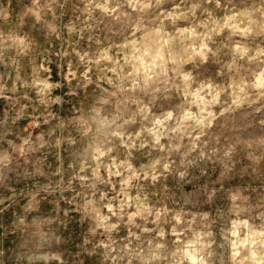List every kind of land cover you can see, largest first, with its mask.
<instances>
[{"label":"rangeland","instance_id":"1","mask_svg":"<svg viewBox=\"0 0 264 264\" xmlns=\"http://www.w3.org/2000/svg\"><path fill=\"white\" fill-rule=\"evenodd\" d=\"M0 264H264V0H0Z\"/></svg>","mask_w":264,"mask_h":264}]
</instances>
